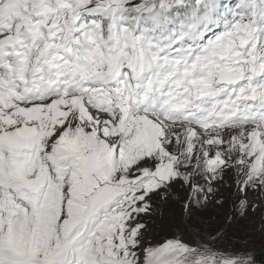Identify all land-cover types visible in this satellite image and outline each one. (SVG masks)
<instances>
[{"label": "snow or ice", "instance_id": "snow-or-ice-1", "mask_svg": "<svg viewBox=\"0 0 264 264\" xmlns=\"http://www.w3.org/2000/svg\"><path fill=\"white\" fill-rule=\"evenodd\" d=\"M251 233L264 0H0V264H255Z\"/></svg>", "mask_w": 264, "mask_h": 264}, {"label": "trees", "instance_id": "trees-1", "mask_svg": "<svg viewBox=\"0 0 264 264\" xmlns=\"http://www.w3.org/2000/svg\"><path fill=\"white\" fill-rule=\"evenodd\" d=\"M233 238V237H231ZM230 237L228 239H226L223 243L225 244L226 247L221 246V248H223L226 252H236L240 249L239 246H237L232 240L230 242ZM251 251L254 252V256H255V264H264V249L261 248H251Z\"/></svg>", "mask_w": 264, "mask_h": 264}, {"label": "rangeland", "instance_id": "rangeland-1", "mask_svg": "<svg viewBox=\"0 0 264 264\" xmlns=\"http://www.w3.org/2000/svg\"><path fill=\"white\" fill-rule=\"evenodd\" d=\"M230 239L239 247H241V239H238L237 237L233 236V238L230 237ZM242 239H247L250 241L249 243V250H251V248H263L264 249V239L261 238V236L259 235V233H251L248 236H244L242 237ZM230 240V242H231ZM221 246H225L224 243L221 244ZM220 246V248H221ZM221 250H224L223 248H221ZM226 251V250H225Z\"/></svg>", "mask_w": 264, "mask_h": 264}]
</instances>
